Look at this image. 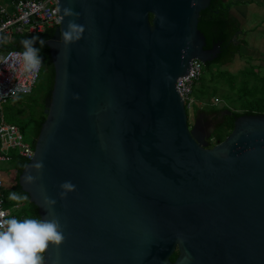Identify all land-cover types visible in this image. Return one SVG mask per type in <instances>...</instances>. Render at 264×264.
Wrapping results in <instances>:
<instances>
[{
	"label": "water",
	"instance_id": "1",
	"mask_svg": "<svg viewBox=\"0 0 264 264\" xmlns=\"http://www.w3.org/2000/svg\"><path fill=\"white\" fill-rule=\"evenodd\" d=\"M209 3L57 0L79 15L45 40L53 83L18 176L39 218L63 228L45 264H264V113L235 116L209 146L214 128L188 126L176 89L192 59L220 52L198 28ZM70 19L84 31L66 45ZM64 181L76 187L61 197Z\"/></svg>",
	"mask_w": 264,
	"mask_h": 264
},
{
	"label": "trees",
	"instance_id": "2",
	"mask_svg": "<svg viewBox=\"0 0 264 264\" xmlns=\"http://www.w3.org/2000/svg\"><path fill=\"white\" fill-rule=\"evenodd\" d=\"M232 4V2L224 0H210L209 5L200 11L198 21V28L205 37L206 44L204 48H210L216 42L219 43L220 47V52L217 57L211 61V63H207L205 65L202 64V74L203 66L206 69H210L211 66H216V69H218L219 72V74L217 73L216 75L220 78L223 77L222 80L229 85V91L236 95L234 98L230 94V101L238 102V104H234L236 107L233 110L227 106L222 107L224 110L231 111V113L224 115L215 128L216 130L214 129L215 131H213L208 139L209 146L214 145L218 141H222L230 133L235 116L243 113H264V67L262 65L253 63L247 64L240 69L238 73H231L225 70V74L229 73L228 79L224 78L222 71H219L220 66L231 62L236 54H240L241 46L246 44L245 39L238 37V31L240 29L239 21L229 12V8ZM53 31L54 29L48 28L39 33L23 32L21 34H15L12 36L11 40L7 42V44L3 45V48L0 50L19 49L23 51L22 41L25 39L36 38L34 46L40 49V55L43 62L38 80L41 77L44 78L47 88V97H49L50 90L52 88L54 69L49 55V48L45 44V40L51 38ZM235 35L237 39L236 42L233 41V37ZM41 40L44 41V44L40 43ZM259 69H261V71H259ZM202 74L192 87V91L196 90L197 96L201 99V101H203L202 99H204L205 96L203 89L204 85H206L204 83L205 78H203ZM238 77L239 82L235 84ZM197 83H199V88L195 89V85ZM209 88H212L209 90V94L211 92V96L217 98L215 96L217 87L211 85ZM20 97L21 96L17 95L14 99L8 100L4 103L3 109L5 118L9 120L8 122L15 123L19 117H22L26 113L30 114V122L33 124V130L36 137L41 123L45 118V114L42 110L38 113L33 110L30 112ZM19 128L21 132H23L22 126H19ZM34 142L35 140L32 141V146H34ZM8 153L10 155V159L8 161L11 162L14 167L15 177L10 183L11 187L4 190L5 197L13 191L27 195V193L24 192L18 184V176L29 159L17 154L14 149H10ZM5 204L6 206L11 207L16 204V202L9 201ZM17 209L19 212L14 215L12 214L17 219L39 218L37 207L29 200L20 203V206ZM175 257L176 253H173L170 259L174 260Z\"/></svg>",
	"mask_w": 264,
	"mask_h": 264
},
{
	"label": "built area",
	"instance_id": "3",
	"mask_svg": "<svg viewBox=\"0 0 264 264\" xmlns=\"http://www.w3.org/2000/svg\"><path fill=\"white\" fill-rule=\"evenodd\" d=\"M58 11L57 0H0V44L5 45L13 35L23 32L39 33L45 29H55ZM1 50V49H0ZM19 49H7L0 51V163L10 159L9 150L14 149L17 154L30 159L34 152L32 144L25 142L19 126L8 122L5 118L3 105L6 101L14 99L19 94H30L38 80L41 68L35 73H22V62L17 64L15 70L8 69L4 59L18 61L15 54L20 53ZM189 74L186 77H179L176 80V89L182 97L185 110L191 106L189 99L193 84L202 74V63L192 59L189 67ZM13 90L15 95H13ZM215 102L219 100L214 99ZM11 187L0 176V210L5 211L8 217H14L11 209L6 206L4 190ZM20 204L13 207L19 208Z\"/></svg>",
	"mask_w": 264,
	"mask_h": 264
},
{
	"label": "clouds",
	"instance_id": "4",
	"mask_svg": "<svg viewBox=\"0 0 264 264\" xmlns=\"http://www.w3.org/2000/svg\"><path fill=\"white\" fill-rule=\"evenodd\" d=\"M60 12L57 23H62L67 17H78V13L71 8L64 7L58 10ZM84 31L82 24L76 23L75 19L68 20L66 27L63 29V42L68 45L78 41ZM36 38L25 39L22 41L23 51L16 53L19 57L18 61L4 59L8 69L15 70L17 64L22 62L23 67L20 69L22 73L38 72L42 66V58L40 49L35 47ZM44 44V41H40ZM13 95L15 91L13 90ZM32 167L37 171L43 169L42 162H36ZM24 183H33L35 177L31 174L24 176ZM61 197L75 191V185L71 181H64L60 185ZM10 201L17 204L28 201L29 197L17 193L10 192L8 195ZM44 204L53 207L56 200L47 196L44 198ZM8 217L5 211L0 210V264H45V253L49 246H60L65 239L63 228L57 217L48 218H25L17 219L16 217Z\"/></svg>",
	"mask_w": 264,
	"mask_h": 264
},
{
	"label": "rangeland",
	"instance_id": "5",
	"mask_svg": "<svg viewBox=\"0 0 264 264\" xmlns=\"http://www.w3.org/2000/svg\"><path fill=\"white\" fill-rule=\"evenodd\" d=\"M263 35V34H261ZM259 35L258 33H238L239 38H245L248 41V44L241 46V52L240 54H236L231 62L225 63L220 66V70L223 72L224 78L228 79V74H225L224 71L227 70L231 73H238L240 69H242L247 64H259L264 67V37ZM261 71V69H259ZM219 74L218 69H216V66H211L210 69H206L203 66V78H205L204 83V101H201V99L197 96L196 90H193L190 94L191 99V106L186 109L187 113V120L188 125L191 127L193 118L195 116V113L197 110L201 107H206L207 102L212 103L215 108L216 107H224L227 106L231 110L235 109V105L238 104V102L230 101V94L232 97H236L233 92L229 91V85L222 80L219 76L216 74ZM212 77V78H211ZM239 82V77L236 79L235 84ZM215 86L216 88V97L219 100L215 103L214 98L211 96V92L209 94V90L212 88H209V86ZM199 88V83L195 85V89ZM235 92V91H234ZM21 96L20 98L24 101L26 107H28L29 111L32 112H40L44 109V102L47 97V88L46 83L43 77L39 78L37 82L34 85L33 91L30 94H19ZM235 104V105H234ZM15 108V107H14ZM208 109V108H207ZM241 110V109H238ZM212 113H209L206 115L207 119H211ZM31 116L30 114L26 113L22 117H19L15 124L22 126L23 128V138L25 142L32 143L33 140H35V133L33 130V124L30 122ZM7 121H9L6 118ZM209 122V120H207ZM211 121V120H210ZM208 128L210 126L208 125ZM216 130V129H215ZM214 130V131H215ZM0 176L2 180H4L6 183H11L14 180L15 177V170L11 162L4 161L0 163ZM8 196H6V203L9 202ZM8 207V206H7ZM11 209V213L14 215L18 213V209L14 208L13 206L9 207Z\"/></svg>",
	"mask_w": 264,
	"mask_h": 264
},
{
	"label": "crops",
	"instance_id": "6",
	"mask_svg": "<svg viewBox=\"0 0 264 264\" xmlns=\"http://www.w3.org/2000/svg\"><path fill=\"white\" fill-rule=\"evenodd\" d=\"M224 1L233 3L229 8V12L239 21L240 29L238 33H258L259 35L263 34L261 36L264 37V0ZM245 41L248 44L246 39Z\"/></svg>",
	"mask_w": 264,
	"mask_h": 264
},
{
	"label": "flooded vegetation",
	"instance_id": "7",
	"mask_svg": "<svg viewBox=\"0 0 264 264\" xmlns=\"http://www.w3.org/2000/svg\"><path fill=\"white\" fill-rule=\"evenodd\" d=\"M207 63H211V62H207ZM207 63H202V64L205 65ZM205 102L206 101H204V103ZM205 106L206 107L203 106L197 110V112L195 113V116L193 118L192 125L194 124L195 120H197L198 123L201 122L203 125L208 124L215 129L217 127L218 123L222 120L223 116L229 114V112L227 110H224L223 108H220V107L215 108V106L210 102H207V105H205ZM209 113H212V115H213L211 117V119H207V117H206V115ZM207 120H209V122ZM187 122H188V120H187ZM192 125H191V127H192ZM173 253H176V255H177V253H180V251H178L176 249V250H174ZM229 253H240V252L233 251V252H229Z\"/></svg>",
	"mask_w": 264,
	"mask_h": 264
}]
</instances>
